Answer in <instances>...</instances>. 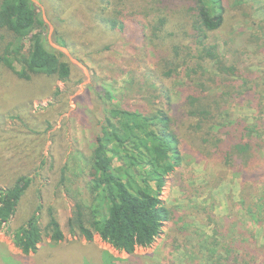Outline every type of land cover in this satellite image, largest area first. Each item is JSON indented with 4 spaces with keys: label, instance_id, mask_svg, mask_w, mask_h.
Returning a JSON list of instances; mask_svg holds the SVG:
<instances>
[{
    "label": "trees",
    "instance_id": "obj_1",
    "mask_svg": "<svg viewBox=\"0 0 264 264\" xmlns=\"http://www.w3.org/2000/svg\"><path fill=\"white\" fill-rule=\"evenodd\" d=\"M85 1L98 7L99 18L111 30L123 32L128 22L145 28L144 39L160 48L155 52L158 76L179 82L174 94L182 98L190 124L183 131L174 120L173 93L166 87L157 96L165 100L153 103L150 111L123 108L112 101L110 91L105 92L109 107L88 167L93 203L85 205L73 197L69 231L88 242L97 234L130 256L137 248L150 247L164 224L172 221V211L161 196L167 178L183 161V133H191L198 140L199 157L217 158L242 177L238 200L230 207L237 210L236 219L226 232L215 229L206 237L205 263L264 264V99L259 101L242 90L231 95V89L239 91L234 83L241 73L222 45L211 41V35L225 23L224 0H154L155 15L128 12L129 0ZM259 10L262 17L253 26L264 30V0ZM46 29L32 0H0V65L21 80L29 81L34 75L68 79L71 67L64 54L48 43ZM257 37L251 35L254 40ZM57 39L67 45L60 35ZM242 97L249 99L251 113L236 116L234 104L240 105ZM32 181L21 175L13 185L0 189V230L16 214ZM98 204L106 209L104 214ZM40 210L38 206L11 232L14 246L24 257L35 254L34 261L24 263L46 264L40 256ZM48 217L46 229L57 245L65 235L53 207ZM114 260L105 253V264Z\"/></svg>",
    "mask_w": 264,
    "mask_h": 264
},
{
    "label": "rangeland",
    "instance_id": "obj_2",
    "mask_svg": "<svg viewBox=\"0 0 264 264\" xmlns=\"http://www.w3.org/2000/svg\"><path fill=\"white\" fill-rule=\"evenodd\" d=\"M32 1L46 22L48 43L64 54L71 75L65 81L46 75H34L26 81L0 65V189L13 185L21 175L33 179L16 214L0 230V264L34 261L35 254L26 258L14 246L11 232L23 225L38 206L43 230L40 256L46 264H105V253L115 259L114 264H207V249L203 248L206 237L215 229L224 233L231 228L237 210L230 207L238 200L242 177L217 158L199 157L198 140L191 133H183V161L167 178L161 196L172 211V221L164 224L150 247L137 248L130 256L115 250L97 234L88 242L69 231L73 197L85 205L93 203L88 167L109 107L105 92L110 91L112 101L123 108L150 111L153 103L165 100L157 96L159 89L166 87L173 93L176 123L185 131L190 121L182 98L174 94L179 82L158 76L155 52L160 48L155 49L151 41L144 39L145 28L128 22L123 32L111 30L99 18L98 7L85 0ZM224 2L225 23L211 35V41L222 45L241 73L234 83L239 91L231 89V95L242 90L261 101L264 30L253 24L262 17L259 8L263 0ZM157 8L154 0H129L127 5L132 13H156ZM141 19L146 18L142 15ZM57 35L67 45L60 44ZM251 35L258 37L254 40ZM238 102L241 106L234 104L233 108L236 116L251 113L247 97ZM49 207L54 208L65 235L57 245L52 244L46 229ZM97 208L106 212L102 205Z\"/></svg>",
    "mask_w": 264,
    "mask_h": 264
}]
</instances>
